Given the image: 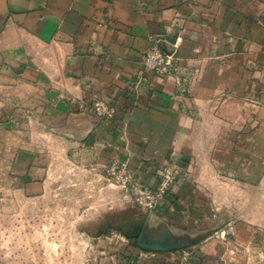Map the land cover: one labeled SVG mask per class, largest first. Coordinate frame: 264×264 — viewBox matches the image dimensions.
Segmentation results:
<instances>
[{"label": "crops", "instance_id": "crops-1", "mask_svg": "<svg viewBox=\"0 0 264 264\" xmlns=\"http://www.w3.org/2000/svg\"><path fill=\"white\" fill-rule=\"evenodd\" d=\"M172 44L173 74L145 69ZM113 160L148 187L181 172L156 210L103 233L133 243L127 264H237L259 246L231 192L264 174V0H0V185L36 195L63 171L116 206Z\"/></svg>", "mask_w": 264, "mask_h": 264}, {"label": "rangeland", "instance_id": "rangeland-1", "mask_svg": "<svg viewBox=\"0 0 264 264\" xmlns=\"http://www.w3.org/2000/svg\"><path fill=\"white\" fill-rule=\"evenodd\" d=\"M69 178L63 171L52 175L36 195L12 176L0 185V264H127L136 259L132 242L103 233L111 229V220H125L141 208L116 188L107 191L120 196L115 206L101 198V189H83ZM231 197L241 201L233 208L235 217L247 220L253 228L249 241L259 245L242 248L233 262L264 264V174L256 186L234 190ZM235 224L227 227L230 232Z\"/></svg>", "mask_w": 264, "mask_h": 264}, {"label": "built area", "instance_id": "built-area-1", "mask_svg": "<svg viewBox=\"0 0 264 264\" xmlns=\"http://www.w3.org/2000/svg\"><path fill=\"white\" fill-rule=\"evenodd\" d=\"M177 49L176 44H172L170 48L149 49L142 57V64L150 72L171 75L179 61ZM92 112L99 119L105 120L111 119L114 114L113 108L101 100L93 103ZM180 175L177 167H168L159 173L156 186L148 187L135 179L124 162L113 160L104 169L106 184L116 188L133 204L147 212H153L165 201Z\"/></svg>", "mask_w": 264, "mask_h": 264}]
</instances>
